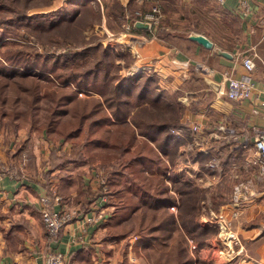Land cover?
Instances as JSON below:
<instances>
[{"label":"crops","instance_id":"obj_1","mask_svg":"<svg viewBox=\"0 0 264 264\" xmlns=\"http://www.w3.org/2000/svg\"><path fill=\"white\" fill-rule=\"evenodd\" d=\"M67 1L77 9L74 20L85 11H93L92 18L98 17L84 31L85 44L79 45H95L97 41L91 36L102 37L100 44L134 58L136 74H123V78L141 77L148 70L156 85L153 99H158L149 105L152 112L138 118L143 125H133L130 119L126 121L129 124L106 125V142L111 139V144L119 145V134L114 130L128 128L133 132V150L150 147L160 158L141 160L148 156L142 148L137 152L139 158H91V153L107 151L92 148L90 152L76 140L39 129L40 123L35 125L31 120L39 115L29 117L23 126L0 124V264H45L53 251L63 253L68 264H155L140 235H124V227L135 225L141 205L136 194L124 190L123 180L134 171L138 186L150 184V177H158L160 163L165 164V182L177 199V211H170L177 215L180 207L175 183L171 182L175 178L202 191L196 221L200 228L216 231L199 238L202 246L198 250H193L197 243L189 239L193 264H264V175L248 160L250 155H258L255 140L264 132V0H227L224 5L215 0L63 2ZM155 4L163 12L155 37L149 30L128 29L135 23L136 13ZM221 14L233 20L237 32ZM212 23L228 38L214 34L215 38L210 32ZM98 25L102 34L95 32ZM192 35L207 37L214 47L205 48L193 41ZM220 51L231 54L232 59L221 56ZM246 56L256 62L252 78L257 81V90L250 100L231 101L220 93L226 89L225 75L249 78L242 65ZM209 82L219 84L220 90ZM134 95L136 99L139 93ZM82 97H87L86 93ZM93 97L101 98L98 94ZM168 124L187 130L189 125L198 124L202 130L191 132L194 136L188 130L184 137L170 140L155 130ZM151 125L154 129L145 128ZM110 130L113 133L109 134ZM143 130L155 135L143 136ZM158 143L166 153H161ZM214 161L218 162L216 169L210 167ZM240 183L250 184V188L241 202L234 203V187ZM53 194L62 197L66 208L82 215L96 213L97 222L75 220L51 242L42 221L40 198ZM55 208L60 210L61 206ZM234 233L241 238L242 247L230 241ZM209 256L212 262L207 261Z\"/></svg>","mask_w":264,"mask_h":264},{"label":"trees","instance_id":"obj_2","mask_svg":"<svg viewBox=\"0 0 264 264\" xmlns=\"http://www.w3.org/2000/svg\"><path fill=\"white\" fill-rule=\"evenodd\" d=\"M6 1L13 5L20 0ZM6 1L0 2V13L11 12V6H8ZM49 1H51L49 7L57 2ZM75 14L67 18L69 23L61 25L58 22H52L50 26L45 27L47 35L54 32V38L49 37L50 41L56 43L60 39L71 40L75 37L79 39L78 42L82 41L85 44L84 31L98 17L93 20V11H85L81 18L74 20ZM134 18L137 19L136 14ZM79 48L81 47L74 48L76 50H66L60 55L38 53L37 61L25 59L26 65L17 66L18 68H13L15 66L12 67L9 64L13 60L11 57H8L7 61L1 60L0 124L23 126L29 117L38 116L35 114L40 112L42 113L40 117L31 119L34 120L35 125L40 123L39 129L46 128L49 134L55 133L68 140H76L78 144L82 143L80 147L91 149L90 152L93 149L107 151L98 155L91 153V158L95 156L117 158L124 155H128L129 158H139L137 152L141 148L142 151L147 150L148 155L141 160L160 158L158 152L150 147L143 146L133 150L131 145L133 132L128 128L114 130V134H119L117 138L120 140L119 145L111 144V139L109 143L105 140L106 125L113 127L117 123L129 124L126 121L130 119L131 124L140 126L142 121L138 118L141 115L148 116L149 112H152L149 105L155 104L158 98L153 99L156 85L151 82L149 75L125 78L113 76L110 72V62L104 60V57H109V51L103 50L102 44ZM124 54L133 58L127 52ZM132 60L134 61V58ZM143 80L144 82L140 83ZM46 83H50L52 88L46 86ZM80 92L86 93L87 97H81ZM135 92L139 93L136 99H134ZM93 94H98L101 98H95ZM128 101L131 103L129 104ZM5 119H7L6 122H4ZM172 119L174 125L178 126L176 118ZM145 128L152 130L154 125ZM155 130L166 139H176L169 124L157 126ZM108 133L113 132L110 130ZM141 134L152 137L155 132L143 130ZM157 146L161 153L167 152L161 143ZM131 165L128 163L127 166ZM157 173L158 177H150V184L145 183L142 187L134 181V171L125 175L124 190L134 193L133 195L136 194L141 207L137 209L135 225L123 228L124 235L130 232L140 235L148 257L155 264H193V259L188 254L189 239L194 240L200 248L202 246L200 237L206 235L207 238L216 233L215 230L200 228L196 221L199 213L198 201L202 191L191 184L181 183L171 178V182L175 183L174 190L178 193L180 201L176 215L170 211L177 199L165 182L167 175L165 164L158 165ZM142 182H144L143 179Z\"/></svg>","mask_w":264,"mask_h":264},{"label":"rangeland","instance_id":"obj_3","mask_svg":"<svg viewBox=\"0 0 264 264\" xmlns=\"http://www.w3.org/2000/svg\"><path fill=\"white\" fill-rule=\"evenodd\" d=\"M4 1L6 0H0V2H4ZM63 1L64 0H58L57 2L54 3L52 7H49V4L51 3V1L49 0L48 1L47 0H30V1L20 0L19 2H15L13 5L6 1L8 6H11V9H10L11 12H1L0 13V61L1 60L7 61L8 57H11L13 60L9 64H11L12 67L15 66L13 68H18L17 66L26 65V63L24 62L25 59H28V58L32 59L33 60L32 62L37 61L36 54L38 53L39 54L48 53V55L49 54L50 55H54V54L60 55L69 49L76 50L74 48H77V47L83 48L84 46H88V45H83V46L79 45L78 43H82V41L78 42L79 39L75 37H72L71 40L60 39V41L54 43L55 41H50L51 39H49V37L54 38V32L50 35L46 34L47 29H45V27L50 26L52 22H58L59 24L63 25V24L69 23L68 22L69 20H67V18L74 16L75 11L77 10L76 7L75 6L70 7L71 1H67L68 4H65V2ZM6 3H3V4L7 6ZM155 6H158V4H155ZM152 8H150L149 10H151ZM214 9L217 10L216 6L214 7ZM149 10L142 11V13L148 12ZM136 16H137V13H136ZM221 18L224 22L228 23L232 29L235 28L234 30H236L237 32V29H236L237 27L230 17L224 14H221ZM92 19L95 20L97 18H92ZM118 21L121 22V20H118ZM212 25H213V29H211L212 31L210 32L212 33L213 36L215 34L216 36H219V37L228 38L219 27L214 26L213 23ZM99 27L100 25L95 27L96 34L100 33ZM129 27H130V30L134 29L135 28L134 23L130 24ZM156 29H154L153 32L156 33ZM201 31L209 32V30H205V29H201ZM149 32H151V29L149 30ZM157 34H158V30H157ZM216 36L214 37L217 38ZM98 37L99 36L97 37L91 36V40L92 41L95 40L97 41L96 44H99L100 40H102V37L101 39ZM45 41H46V44H44ZM7 42L8 44H6ZM102 46H103V50L109 51L108 52L109 57L108 58L104 57V60L105 62H110L111 75L121 76L123 74L135 73L134 69L136 67L135 66L133 67V64H134V61L132 60L133 58L131 59L130 56L125 55L123 50L120 51V53H118L117 50H112L111 48H108L105 45H102ZM142 74L146 76V75H150V72L147 70L143 72ZM129 76H132V75H129ZM143 82L144 80L141 81L140 83H143ZM46 86L52 88L50 83H46ZM80 94H83V95H80ZM79 95L82 97L85 95V93L80 92ZM41 114L42 113L37 112L35 115L40 116ZM42 116H44V114ZM8 127L9 129H12L11 125H8ZM190 135H191V132H190ZM191 136H194V135H191ZM80 144L78 145L80 146ZM174 155L175 154H173V156ZM88 157H89L88 155L84 156V158H88ZM188 178H191V177H185V179H188ZM197 182H200V181L197 179ZM195 245L197 246V244ZM193 250H198V246L195 249L193 248ZM207 261L212 262L213 260L209 256Z\"/></svg>","mask_w":264,"mask_h":264},{"label":"built area","instance_id":"obj_4","mask_svg":"<svg viewBox=\"0 0 264 264\" xmlns=\"http://www.w3.org/2000/svg\"><path fill=\"white\" fill-rule=\"evenodd\" d=\"M227 0H215L216 3L224 5ZM163 12L159 6H154L148 12H138L136 21H143L151 24V32L155 37L153 32L162 22ZM130 30V27H128ZM264 64V62H263ZM242 65L245 70L249 74V78H235L231 75L226 74V89L221 91V95L226 97L227 99L235 102H244L252 99L254 91L257 90V81L252 78V73L256 70V62L254 58L250 56H246L242 60ZM264 89V84H263ZM83 95V94H80ZM264 106V102L261 103ZM188 130L192 133L201 132L202 128L198 124L189 125ZM171 132L177 137H184L187 132L186 127H175L171 128ZM245 150L247 147L244 148ZM255 149L257 152V156L250 155L249 164L253 166H257L259 168L260 175H264V132L260 133L255 140ZM218 166V162L214 161L210 164L212 169H216ZM250 184L240 183L234 187L233 193V202L239 203L241 202L245 194L249 191ZM41 204V215L42 221L44 223L47 237L51 242H56L62 230L66 228V226L72 223L75 220H83L87 224H94L97 222L98 215L94 213L92 216L82 215L77 211L71 210L63 206V199L61 196L57 194L53 195H44L40 198ZM61 206L60 210H57L55 207ZM171 211H177V205L174 204L171 206ZM230 241H232L233 245L242 247L241 238L237 234H231ZM197 246H193L195 249ZM66 256L59 252L53 251L50 252L46 259L45 264H68L66 262Z\"/></svg>","mask_w":264,"mask_h":264},{"label":"water","instance_id":"obj_5","mask_svg":"<svg viewBox=\"0 0 264 264\" xmlns=\"http://www.w3.org/2000/svg\"><path fill=\"white\" fill-rule=\"evenodd\" d=\"M134 27L136 29H143V30H150L152 28L151 24L145 23V22H142V21H135ZM191 39L193 41L198 42L199 44H201L202 46H204L207 49H212L214 47L213 42H211L207 37H205L203 35H192ZM220 54L223 57H226L228 59H232V55L227 53V52L220 51ZM209 84H211L215 88V90H217V91L220 90L219 84H216V83H213V82H209Z\"/></svg>","mask_w":264,"mask_h":264}]
</instances>
